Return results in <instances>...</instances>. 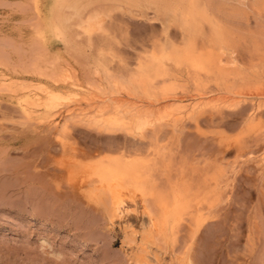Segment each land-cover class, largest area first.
<instances>
[{
	"label": "rangeland",
	"instance_id": "1",
	"mask_svg": "<svg viewBox=\"0 0 264 264\" xmlns=\"http://www.w3.org/2000/svg\"><path fill=\"white\" fill-rule=\"evenodd\" d=\"M221 2L224 10L218 12L223 14L216 11L218 14H213V9L208 8L207 17L213 23L234 24V27H247L252 31L259 27L264 29V14L255 18L256 10L249 0ZM133 3V0H0V74L13 79L8 87L0 86V264H187L190 258L194 264H264V96L261 99L257 96L264 93V87L261 88L264 59L244 52L248 45L241 48L242 56H235L238 61L235 66L251 76L253 83L235 81L237 85L242 84L237 91L230 89L235 84L232 79L219 81L210 73L208 79L207 73L202 74V71L193 77L188 74L192 71L187 70L186 65L160 60L164 72L170 76H164L168 80L167 92L171 94L165 95L164 101L167 103L172 96L174 100L168 102L167 106L172 104L168 110L175 109L170 114L181 113L182 116L174 114L173 119L165 120L170 122L162 120L142 132L136 131L139 137H126L135 146L149 147L153 154L149 157L155 159L152 170L149 167L150 176L158 187L179 185L187 188L184 192L191 191L188 197H193V206L202 208L203 212L211 211V219L198 230H192L195 234H189V218L184 216L168 231L166 244L155 235L148 234L152 238L149 239L147 233L150 231L143 222L145 216L141 206L140 213L133 214L138 217L131 215L120 219L113 210L114 202H110L107 195H102L103 201L97 205L96 197H91L89 184L84 182L80 189L75 183L79 180L77 175H70L72 181L65 178L66 167L75 157L72 155L70 159L71 153H83L92 161L107 153L112 137L119 142L126 140L121 132L112 136L94 130V126L87 128L68 120V138L65 137L66 143L61 141L66 144L62 150L52 129L57 124L62 125L65 116L71 115L62 110L68 102L70 113L80 109L84 114L85 111L86 114L93 112V106L86 104L90 103L87 94L84 96L85 91L81 89L92 76L78 72L79 64L82 65L79 71L88 63V68L101 67L104 58L110 70L118 68L121 71L124 64L125 68H134L140 63L139 49L133 50L139 44H133L132 38L146 33L148 23L153 25L150 18L154 13L136 3L133 6ZM94 15L102 19L107 29L108 52L103 57L102 52H106L100 51L105 48L101 39L88 47L78 38H71V31L77 28L76 22ZM153 23L156 28L160 27L156 20ZM169 28L173 32L174 27ZM62 35H70L68 39L72 40L62 39ZM245 66L249 67L245 69ZM51 68L65 69L70 76L81 73L77 79L85 82L73 89L67 81L63 93L74 92L72 98L76 97V101L62 102H67L64 108L61 103L56 106V102H52L48 91L33 87L34 84L47 85ZM75 92L83 95L80 97L84 102ZM35 93L38 106L32 105ZM203 93L204 97L198 96ZM163 103L162 107L166 105ZM230 104L234 106L227 108ZM164 109L167 113V107ZM60 112L65 113L60 116ZM191 114L196 116L193 117L195 121ZM176 117L180 124L183 118L185 121L181 132L172 134ZM83 155L80 156L82 160L78 157L81 161H77L87 158ZM104 209L109 216L106 217ZM148 247L149 250H145Z\"/></svg>",
	"mask_w": 264,
	"mask_h": 264
},
{
	"label": "bare ground",
	"instance_id": "2",
	"mask_svg": "<svg viewBox=\"0 0 264 264\" xmlns=\"http://www.w3.org/2000/svg\"><path fill=\"white\" fill-rule=\"evenodd\" d=\"M133 1L134 3L137 4L138 7L151 9L153 10L152 13H154L150 18L151 19L150 22H152L153 25H150L151 23H148L149 28L146 31V33L142 35L141 37L132 38L133 44L137 43L140 46V47L136 46L137 47V48L135 47L136 49L133 48L134 51L139 49V51L137 52L138 53L137 56H139V58L138 57L137 58H138V62L140 63H138L137 67L125 68L124 66L126 65L124 64L122 65L121 71L118 68H117V71L114 69L110 70L109 69L110 67L108 68L107 64L105 65V59L102 58L101 61L103 65H101V67L92 66L91 68L90 67L88 68L89 66V63H88L86 65L87 67L84 68L83 71H79V69L82 67V65L79 64L80 67L77 70L78 72H81L86 77L90 75L92 76L91 81H88V82L86 81L87 84L84 82V79H83V82L85 83V86H86L85 88L81 87L82 84L84 83H82L81 80L77 79L78 76L81 75V73L79 75L76 73L78 76L75 74L70 76V74L68 75L67 70L59 69V68H51L52 70L51 76L47 78L49 81L47 80L48 82L46 86L43 84H41L42 85L41 87H39L38 84L37 85L34 84L35 86L33 84L32 85L34 88L38 87L40 90L42 88V91L43 90L48 91L50 93V97L49 95L47 97L51 98L52 102L54 100L56 102L55 103L56 106L60 105L61 103L62 108H64V104H66L67 102L65 103H62V102L69 100L70 103L71 101L73 103L74 100L76 101L75 99L76 97L72 98L74 95V92H68L70 94H67L65 92L63 93V91L66 89L65 87H67L65 84L68 81L69 82L68 84H70L69 86H72L73 89L74 87L76 88L81 87V89H84L85 92L83 93V95L85 96L87 94L86 98L88 99V101H90V103L88 102L86 104H89L90 107L93 106V108L91 107L93 112H91L90 114H86V111H85V114L83 112L80 113L81 109L80 110L77 109L79 110L77 111L79 113L75 112L76 110L75 111L72 110V112L70 113L69 110L67 111V109L70 107V106L67 107L68 106L67 104L69 102L65 106L66 109L61 108L63 111L65 110L67 113L69 112V114L71 115L65 116L66 121H64L62 125L57 124V122H56L57 125L53 124L54 122L51 123V125L52 124L55 125L52 130L53 132L55 131L54 136H56V138L55 137L54 138L56 140L58 139L60 142L64 140V142L66 143L67 140H65V137L68 135V132H66L67 131L66 122L68 120H72V122L75 123L76 125L82 124L84 127L86 125L87 128L88 127L91 128V126H94L93 129L97 130L98 132L103 131V132L110 133L111 135L112 134L115 135L118 132H121L123 133V136L125 135L124 138L126 140L122 141V138H121L120 141L122 142H119L118 138L112 137L113 141L111 140L112 145L110 147L107 146L108 145L107 143H105L107 144L106 146L109 147L106 150L107 153L97 158L96 160L93 159L91 161L92 158L90 159L87 156H84L83 153L79 152L81 157L82 155L84 157H87L83 159V161L84 160L87 161L89 159V162H83V161L80 162L82 158L78 156L81 159L80 160L76 156L78 152L76 155L75 153H71L70 159L73 158L72 155H74L77 159L74 157L75 159L73 158L72 161L70 160L71 161L70 164L66 167L67 174L66 173L65 174L67 175V177L65 175V178L70 179L71 178L70 175L72 176L77 175L78 176L77 179L79 180L76 181L75 179L76 181L75 183L78 184L80 189L82 188V184H84V182L86 184H89L90 186L88 187L91 188V189L89 188L91 190L90 192L91 197L93 198L96 197V199L94 200L96 201L97 205L103 201L101 200L102 199L101 196L107 195L110 202H114L115 206L113 207V210L117 212V215H119L118 218L120 219L131 216L135 213L136 214L140 213L139 212L140 209L138 211V208H140L141 206V209H142L141 212L143 211L144 212L143 216H145L144 217L145 219L143 218L144 219L143 222L144 224H146V227L150 231L149 233L146 232L147 236L149 237L150 235V237L152 236L154 237L155 235L163 244H166L167 238H168V231L171 229V227L174 228L176 223L179 220H181L184 216L189 218L188 224H189V227H191V232L189 234L193 235L194 232L192 230L193 229L198 230V228L204 222L211 219L212 213L211 211H209V209H207L208 211L205 210V212H203V210H201L202 209L201 207H200L201 209H199L196 206H193L192 205L193 197L192 198L188 197L190 196L191 191L189 190L190 192L189 191H188L189 193L187 192L189 195L185 194L187 188L182 189L179 185H178L179 187L171 186L169 188H164V189H163L164 186L158 187L156 183H154L151 180V176H150L152 172V171L150 172V170H152L151 168H152V165H154L153 162L155 161V159L154 158L150 159L152 157H149V156H151L152 153L150 154L149 149H148L149 147L146 148V146L144 147L142 145L135 146L130 141H127V138H128L127 136H129L130 138H134L136 135L135 134L136 131L142 132L144 128H147V127L151 128L156 123L159 124V122H161L162 120L165 121L166 119H173L172 117L173 116L175 117L174 114H177V117L181 114V113H179V115L178 113L170 114L172 113V111L173 112L175 111V109L174 110L172 109L171 111V108L170 110H168V107H170L172 104L170 106H167L168 102L170 104L172 96H171V99H169L170 98L169 96L168 98L169 101H167V103L164 101L165 95L170 94L168 93L169 92L168 88L165 85L168 80L164 78V76H168L169 74L164 72L162 64L159 62L162 59H168V60H174L178 63L184 64L186 65L187 70L192 71L193 74L189 72L188 74L193 75V77H196L199 74V72L202 71V74L203 72L207 73L206 75L207 77H208V73H210L211 75L219 79V81L220 80L226 81L228 79H232L234 83L235 81H241V83L242 82L248 83L251 81L250 80L251 76L245 75L241 69L237 68L239 66L237 67L235 66L236 63H238V61L236 62L237 59L235 56L237 54H239V56L240 55L242 56L243 53H240V50H242L241 48L244 45L245 46L248 45L249 47L248 48L244 47L243 51L249 53L248 54L249 56L250 55L252 57L256 56V58H261L263 60L264 59V29L262 27H259L257 30L255 29L254 31H252L251 29L247 27H242V26L234 27V24L233 26H226V24L224 25L222 23H217V22L213 23L214 21L213 22L210 21L207 17L208 8L213 9L212 10L213 12L215 11L218 12L220 10L221 12H223L222 10H224V3L221 2V0H207V1L204 0L205 2L203 0H133ZM249 2L251 6L256 10L255 18L258 19V17H260V14H264V0H252V1L249 0ZM134 3H133V6H134ZM241 6L243 7V5ZM245 8H247L248 10L247 6H245ZM245 8H243V10H245ZM212 11L210 10V13H212ZM216 12L213 14L217 15L218 13H221V12H218V13ZM251 12L252 11H250V13ZM143 13L145 12L143 11ZM137 16L139 17L138 14ZM60 18L62 19L63 22L66 21L64 16H60ZM67 19H70V18L68 17ZM154 20L159 22V25H160L159 28L158 27L156 28V26H154L155 25V23H153ZM57 23L58 22H56V24ZM168 23L170 25H168ZM59 24L61 25V23ZM75 25L77 26V28L74 31H71L73 32L71 38L73 40L74 38H78L82 44L85 43L84 45H87L88 47H90L95 40L101 39L100 43L103 42V44L105 45V48L100 49V51L106 52V53L102 52V57L104 55L106 56L108 50L106 48L107 45L105 44V40H106L105 38H107L108 34H107V29L104 23L102 22V19H100L97 15H94V16L88 17L83 22L77 21ZM55 26L57 28V25ZM169 26L174 27L173 32H172V29L169 28ZM168 29H170L171 32H168ZM64 35H62V39L66 40L71 34L68 37H67L68 34L66 36ZM72 39H68V40L70 41ZM253 65L251 66L253 67ZM248 67L245 66V69ZM170 70L172 71L171 68ZM164 73L166 75H164ZM6 77L7 76L0 74V86L8 87L9 85L12 84L13 79L12 78L6 79ZM169 77L170 76H168V78ZM194 80L196 79H193V81ZM261 80H260V83H261ZM196 82L197 81H195V83ZM237 84L236 83L233 84L230 89L233 91H237V89H239L240 86L242 85V84L241 85H237ZM257 86H255V90H257L256 89ZM198 87L200 86L198 85ZM227 87H230V86H227ZM262 87H264V85H262L261 88ZM224 90L226 89L224 88ZM251 92L252 91H250V93ZM75 93L76 95H78L77 92ZM36 95L37 93L33 94L32 98H34ZM229 95L231 96V94ZM80 96L78 95V97ZM198 96L204 97V93L203 95H198ZM257 96L258 98L263 97L264 93L262 94L258 93ZM235 97H237L236 94H235ZM34 99L35 100H32V105L38 106L37 100L39 99H36V98ZM82 99L83 98H81V100ZM77 100L80 101L78 98ZM82 101L84 102V100ZM213 101L214 99L212 100V102ZM218 101H220V99ZM162 103L166 105H163L162 107ZM69 105H73V104H69ZM164 106L165 108L167 107V110H168L167 113H165ZM173 106H175V104ZM233 106H234L233 104H230L226 107L231 108ZM73 107H76V106H73ZM77 107H80V106H77ZM90 107L87 108L88 112H90ZM220 110H216V111L218 112ZM203 111H205V109L201 110V112ZM61 113H65V112H60L59 114L60 116H61ZM72 113H74V115H72ZM199 113L200 112H198L197 116L199 115ZM36 114L38 113H35L34 115ZM182 114H184V111ZM54 115H57V113L56 114L54 113ZM177 117H176V120H173L174 125L171 128L172 134L181 132V129L183 128V122L185 121L184 118H183V122L180 119V121L182 122L180 124L177 121L178 119ZM193 117L196 118V116L192 115L191 119H193ZM188 118L190 117H187V119ZM43 121L46 122V120H42V122ZM193 121L195 120L193 119ZM165 122H170V121L167 120ZM141 137L144 138L142 133H141ZM114 141L116 142L113 144ZM64 142H61L62 150L65 149L66 144H64ZM78 159L80 161H77ZM149 160H150V163H149ZM149 167H150V170H149ZM71 179H73V177ZM71 179L70 181H72ZM106 214H107L106 217L110 215L107 212ZM133 216L138 217V215H133ZM144 226L145 225H142V227ZM145 231L143 232L145 233ZM143 232L141 233V235L143 234ZM150 237L149 239H152ZM151 248L152 247L150 246V250ZM145 250H149V247L148 249L146 248ZM152 250L150 252H152ZM150 254L153 255V253H150ZM186 263L194 264L191 258L188 259V262ZM146 264H149V263H146Z\"/></svg>",
	"mask_w": 264,
	"mask_h": 264
}]
</instances>
